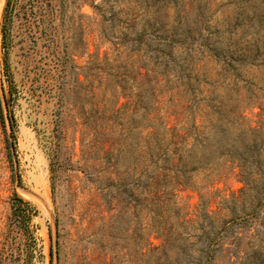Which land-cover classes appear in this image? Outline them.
I'll return each mask as SVG.
<instances>
[{
    "label": "rangeland",
    "instance_id": "374dc122",
    "mask_svg": "<svg viewBox=\"0 0 264 264\" xmlns=\"http://www.w3.org/2000/svg\"><path fill=\"white\" fill-rule=\"evenodd\" d=\"M6 1L0 264H264V0Z\"/></svg>",
    "mask_w": 264,
    "mask_h": 264
},
{
    "label": "trees",
    "instance_id": "16d2710c",
    "mask_svg": "<svg viewBox=\"0 0 264 264\" xmlns=\"http://www.w3.org/2000/svg\"><path fill=\"white\" fill-rule=\"evenodd\" d=\"M13 1L14 0H7L6 1V6H5V10H4V21H5L4 27L7 26V19L10 16L11 9H13V6H14ZM235 26H238L240 28L242 27V31L241 32L236 31L239 36L236 39H234L235 40V42L233 41L234 43L229 41L231 43L226 44V42L224 40H222V38H218L217 40H214L212 42L211 50L213 52H215V56L219 57V56L225 55L226 53H229L230 58H234L235 55L239 56V57H243L246 54H248L253 47H255V50L257 52L259 51V47H258L257 42H253L251 40L244 39L246 34L250 35V32L253 30L254 26L251 24L250 27L247 29L248 32H246L245 28L243 29V26H240V25H235ZM256 31H257V29L254 30V32H256ZM256 33L258 34V32H256ZM256 33H254V35H256ZM4 34H5V32H4ZM229 34L230 35L232 34V32L230 30H229ZM156 149H157V147H155L153 149V151L151 152L152 157L158 156V154H156V152H155ZM165 158H166L165 159L166 164L171 165L172 162L170 161L168 155L165 156ZM155 161L157 162L158 159H155ZM164 177H165L164 175L158 174L156 176H153L152 179L154 181L160 182V179L164 178ZM29 208H30L29 202H27L26 200H24L23 198H21L19 196L14 197L13 204H12L13 215L17 219H19L20 222L24 225L27 224L29 222V219H30Z\"/></svg>",
    "mask_w": 264,
    "mask_h": 264
},
{
    "label": "water",
    "instance_id": "95a60500",
    "mask_svg": "<svg viewBox=\"0 0 264 264\" xmlns=\"http://www.w3.org/2000/svg\"><path fill=\"white\" fill-rule=\"evenodd\" d=\"M11 149L13 150V144L11 143Z\"/></svg>",
    "mask_w": 264,
    "mask_h": 264
}]
</instances>
